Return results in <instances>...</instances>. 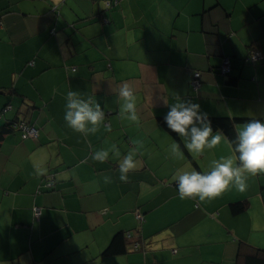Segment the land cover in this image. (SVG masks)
I'll list each match as a JSON object with an SVG mask.
<instances>
[{"label": "crops", "instance_id": "0c3cea01", "mask_svg": "<svg viewBox=\"0 0 264 264\" xmlns=\"http://www.w3.org/2000/svg\"><path fill=\"white\" fill-rule=\"evenodd\" d=\"M109 1L0 0V264H234L240 243L264 250V173L244 192L180 199L173 173L209 170L230 144L224 135L193 156L160 123L177 101L208 118L264 120V0ZM254 48L262 58L247 62ZM224 57L228 76L218 72ZM124 83L137 122L120 114ZM68 91L101 107L95 133L66 125ZM20 122L38 137L8 127ZM100 148L108 159L93 161ZM129 152L137 167L122 182ZM117 232L130 234L127 253L101 256Z\"/></svg>", "mask_w": 264, "mask_h": 264}, {"label": "clouds", "instance_id": "9594fccd", "mask_svg": "<svg viewBox=\"0 0 264 264\" xmlns=\"http://www.w3.org/2000/svg\"><path fill=\"white\" fill-rule=\"evenodd\" d=\"M122 99L121 116L137 122V98L134 89L127 83L119 88ZM64 121L77 133H95L104 119V112L92 98L82 99L77 92L68 91L65 96ZM164 116L167 128L177 133L184 148L193 156L217 147L225 136L220 129L213 130L208 113L199 112L195 103L175 102ZM230 154L220 156L209 164V170L200 172L195 169H177L171 176L176 181L180 199L197 198L200 201L219 196L230 186L244 192L249 175L264 173V120L250 119L235 129V136L229 142ZM173 156L180 155L177 144L171 146ZM112 151L119 155L116 146ZM109 151L104 148L94 150L93 161L104 162ZM137 167L134 153L129 152L119 160V180L128 179V173Z\"/></svg>", "mask_w": 264, "mask_h": 264}, {"label": "trees", "instance_id": "16d2710c", "mask_svg": "<svg viewBox=\"0 0 264 264\" xmlns=\"http://www.w3.org/2000/svg\"><path fill=\"white\" fill-rule=\"evenodd\" d=\"M111 2L114 3V0ZM111 2L109 1L110 3L109 5L106 4L107 8L111 6ZM208 119L211 123L212 128L220 129L223 132V134L226 136L229 142L235 136V130H234L235 125L239 123L243 124L249 120V119H229V118H208ZM160 123L162 127L172 136V138H174L175 140L178 139L177 133L172 132L170 129L167 128V125L164 119L161 120ZM11 125L8 127L13 129ZM49 176H52V186L50 188H45L43 187V184L45 183V181H48ZM42 183L43 184L41 187L44 190L53 189L54 176L52 174H48L44 178ZM246 206L247 205L244 202L231 204L230 210L233 214H238L244 211L246 209ZM129 237H130V234L128 232L115 233L113 237L111 238L108 246L104 249V251H102L101 256L120 255V254L127 253L128 251L127 247L129 245V240H128ZM134 245L136 244H133V246ZM234 264H264V250L253 248L249 245L240 243L237 247Z\"/></svg>", "mask_w": 264, "mask_h": 264}, {"label": "built area", "instance_id": "2783aa9c", "mask_svg": "<svg viewBox=\"0 0 264 264\" xmlns=\"http://www.w3.org/2000/svg\"><path fill=\"white\" fill-rule=\"evenodd\" d=\"M115 2L116 0H114V3ZM109 4L110 3L107 2V5ZM53 10H55V8H53ZM261 58H262L261 49L254 48L248 52V55L246 56V61L253 63ZM230 71H231V67H230L229 59L224 57L221 61L218 72L223 76H228L230 74ZM199 85H200L199 73L194 72L190 80V87L192 90H196L199 87ZM9 108H10L9 106H6V109H9ZM12 128L17 129V131L20 132V137L22 140L36 139L38 137V131L32 125L20 122L18 124L13 125ZM51 186H52V176H49L48 181H45V183L43 184V187L50 188ZM32 214H33L34 220H38L40 209L37 207H33ZM134 216L138 222H141L143 220V216L141 215L139 211H135ZM134 246L136 247V245Z\"/></svg>", "mask_w": 264, "mask_h": 264}]
</instances>
